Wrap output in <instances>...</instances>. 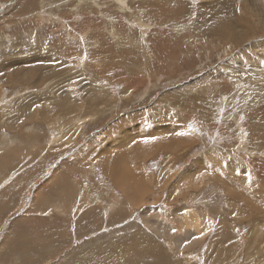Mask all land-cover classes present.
I'll return each instance as SVG.
<instances>
[{
	"label": "rangeland",
	"instance_id": "rangeland-1",
	"mask_svg": "<svg viewBox=\"0 0 264 264\" xmlns=\"http://www.w3.org/2000/svg\"><path fill=\"white\" fill-rule=\"evenodd\" d=\"M203 1L0 0L3 264H264L263 68L233 72L261 54Z\"/></svg>",
	"mask_w": 264,
	"mask_h": 264
},
{
	"label": "bare ground",
	"instance_id": "bare-ground-1",
	"mask_svg": "<svg viewBox=\"0 0 264 264\" xmlns=\"http://www.w3.org/2000/svg\"><path fill=\"white\" fill-rule=\"evenodd\" d=\"M22 1H24L23 4H27V6L32 5V0H22ZM240 3H245L246 9L248 11L247 13L244 12V16L238 10V8H239L238 6L240 5ZM20 9H21V7L18 9V11H20ZM259 9H261V10L264 9V0H206V1H203L201 3V6L198 9V13L200 14V20L196 21L198 24L197 27H199L198 30L201 33L204 32L205 35H209L213 39L215 36H219L222 40L229 39V40H232L234 44H237V43L240 44L243 40L247 39L246 42H250L248 44L250 45V47L252 49L251 51L254 54H258V53L261 54L258 56V58H252L251 56H249V57L237 56L236 57V59H237L236 63L241 64V67H239L238 69H236V71H233V72L239 71L240 73L238 74V76L245 77L246 80L250 79V81L256 77V75L253 72L257 68H259V66L262 67L264 70V62H263V60H264V38L261 36H258L257 38H252V37H254V35H252L251 33H253L254 30L256 31V28L250 27L251 22H254V21H252V20H254V17L257 20V24L262 23L261 25L264 26V17L263 16H257V13L255 12ZM234 13L236 15L232 16ZM257 30H258V28H257ZM205 35H204V37H205ZM263 70L260 69V71H262V73H259L260 76L257 79L258 83L264 82V71ZM235 79H237V76L234 78V80ZM184 136H189L188 141L193 142V138L190 137V135L188 133H185ZM177 141H179V140L177 139ZM180 141H181V139H180ZM135 143H134V145L136 146L137 143L136 144ZM140 143H141V144H139L140 147H139V145H137V148L133 149V151L131 149L129 150V153H131V156L134 158L136 156L142 154V153H145V151H146L145 149H147V148L143 149V147H144L143 144H145V143H143V141H141ZM179 143H181V142H179ZM150 149H151V147H150ZM147 150H148V152L150 151L149 148ZM129 153L128 152L127 153L125 152L124 154L121 153L120 154L121 159H123L124 161L126 159L128 161ZM123 156H125V157H123ZM105 165L108 166L106 163H105ZM122 165L123 166H121L120 168H123L124 171H122L123 169L118 168V169H120V170H118V172L120 171V172L127 174L126 173L128 171L126 169L127 166H125V164H122ZM106 166H104L105 172H106V169H108ZM24 175L26 176V172ZM134 176H135L134 182L137 183V185L135 186V189H137L136 191H139L140 182H139V179L137 178V176L135 174H134ZM21 181H23L22 176L18 177L17 179H14L12 184L10 185V187H8V189L4 191L5 193L0 195V206L3 203L5 196L8 195V193H10L9 191L12 190L15 187V185H17ZM122 189H124V188L122 187ZM136 196H137V194H136ZM164 229H166L168 232H170V229H167V228H164ZM191 236H192L191 233H186L185 235H183V234L179 235L177 238L178 239L177 241H176V239H174V242L177 245L176 247L181 248V246H183L185 244H189L187 246L190 247V246L194 245L195 242H199L200 239L198 240L197 237L193 238L194 240H192V242H190ZM34 240H36V237H34V236L27 237L26 236V237H23L22 241H24V242L28 241L31 244L32 241H34ZM146 246H147V248H149L148 251L150 252V254H155L157 256V259H159L158 258L160 255L159 253L162 252L160 247H158L156 243H151L150 240L146 244ZM29 250L31 251V250H33V248H30Z\"/></svg>",
	"mask_w": 264,
	"mask_h": 264
},
{
	"label": "crops",
	"instance_id": "crops-1",
	"mask_svg": "<svg viewBox=\"0 0 264 264\" xmlns=\"http://www.w3.org/2000/svg\"><path fill=\"white\" fill-rule=\"evenodd\" d=\"M1 210H2V209H0V214H1ZM15 232H16V231H14V232H12V233H9V234L11 235V234H13V233H15ZM5 237H6V236H5ZM6 240H7V239H6ZM0 247H1V246H0ZM46 254H48V253L46 252ZM41 255H42V254H41ZM42 256H45V255H44V252H43V255H42ZM0 259H1V258H0ZM44 261H45V260H44ZM63 261H64V260H63ZM65 262H66V261H65ZM69 262H70V261H69ZM69 262H68V263H65V264H69ZM0 263L3 264V261L0 260Z\"/></svg>",
	"mask_w": 264,
	"mask_h": 264
}]
</instances>
